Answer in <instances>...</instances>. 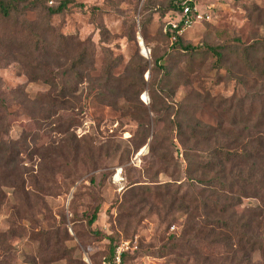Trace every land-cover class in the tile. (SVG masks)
<instances>
[{"label":"trees","instance_id":"trees-1","mask_svg":"<svg viewBox=\"0 0 264 264\" xmlns=\"http://www.w3.org/2000/svg\"><path fill=\"white\" fill-rule=\"evenodd\" d=\"M39 1L0 0V18L7 21L18 18L27 10L37 9ZM69 1L63 0L56 9H48V15L61 11ZM174 7L179 12L178 4L174 3ZM172 31L170 27V36ZM99 32L103 36L108 33L104 28ZM141 33L145 38L146 29H141ZM126 35L135 40V29H129ZM6 42L18 52L27 53L21 62L28 80L41 81L50 89L32 97L23 88L13 91L24 100H32L33 110L37 109L36 113H30L33 128H22L16 138L9 136L7 97L0 96V215L9 202L4 188L18 192L11 204L14 217L11 227L0 232V264H20L11 261L10 255L16 249L8 242V234L12 237L24 231L22 220L35 221L33 212H40L41 194L51 189L45 175L28 167L40 156L49 164L53 154V148H44L37 141L40 131L53 123L49 118L54 113H38V108L73 110L80 107L84 89L87 99L93 97L111 107L120 105V94H128L121 106L137 122L129 141L135 151L147 144L148 152L160 164L156 174L163 172L169 177L168 181L156 184L132 182L126 189V198L119 201V205L125 204L134 211L149 205L147 216L155 214L166 223L164 233L159 236L160 244L136 250L137 255L166 259L170 264H264V36L248 44L237 37L233 43L205 45L204 51L215 56L217 66H225L236 87L244 89L243 94L234 92L229 97L211 96L207 92L204 100L216 112L213 123L196 116L188 100L159 102L154 87L148 89L150 103L141 102L139 95L146 85L143 70L138 84L121 81L114 72L117 62H109L102 75L94 76L95 50L90 38L81 40L76 34L29 26L20 35L9 34ZM173 44L188 55L199 48L184 44L181 36ZM166 55L167 52L153 56L154 65L164 69L165 77L171 69L159 62ZM63 57L66 58L63 68L48 71L47 60ZM189 64L192 65L191 61ZM131 100L139 105L130 103ZM55 121L64 132L69 126H76L72 120L65 123L60 117ZM160 122L168 126L162 130ZM69 149L78 158L79 143L72 142ZM102 152L101 147L90 146L82 154L96 165ZM245 200L256 202L243 205ZM99 212L100 203L85 215L87 226H92ZM127 213L123 219L139 212ZM172 225H179V230L169 232ZM107 238L108 250L101 264L113 257L119 245L112 236ZM31 241L37 242V248L28 264H53L60 260L85 264L81 259L77 262L72 259V249L52 232L37 231ZM129 252L124 253L123 264Z\"/></svg>","mask_w":264,"mask_h":264},{"label":"rangeland","instance_id":"rangeland-1","mask_svg":"<svg viewBox=\"0 0 264 264\" xmlns=\"http://www.w3.org/2000/svg\"><path fill=\"white\" fill-rule=\"evenodd\" d=\"M62 1L40 0L37 9L27 10L18 18L8 21L0 18V96L6 95L10 105L11 138H16L22 128H33L30 113L37 112V109L33 110L32 100H24L13 91L23 88L32 97L50 89L41 81L28 80L21 62L27 53L18 52L6 42L13 32L20 35L30 26L35 30L45 28L76 34L81 40L90 38L95 50L94 76L102 75V69L109 62H117L114 72L121 81L138 84L143 70L146 85L139 95L141 102L150 103L148 89L154 87L159 102L188 100L196 116L212 123L216 112L204 100L207 92L211 96L229 97L234 92L243 94L244 89L236 87L225 66H217L215 56L204 51L205 45L233 43L237 37L248 44L264 36V0H195L202 18L181 35L184 44L200 48L193 55L181 53L169 35L170 23L179 19V12L174 7L178 0H70L61 11L49 16L47 10L56 9ZM102 28L107 29L106 36L100 34ZM129 29H135V40L127 37ZM141 29H146L145 38ZM164 52L168 55L159 64L171 69L167 77L164 69L154 65L153 61V56ZM65 61L64 57L47 60L46 68L48 71L60 70ZM86 93V89L81 92L80 107L73 110L38 108V113H54L49 118L53 123L40 131L37 141L44 148H53V154L49 164L40 156L28 163V167L45 175L51 189L41 194V214L36 210L33 212L35 221L22 220L25 230L12 237L8 234V242L16 249L10 255L11 261L28 264L37 248V242L31 241L32 235L44 230L52 232L63 245L71 248V258L76 262L81 259L85 264H101L110 235L116 244L127 240L131 247L136 246L128 250L126 264H170L166 259L139 256L136 252L151 244L158 246L166 223L155 214L147 216L149 205L141 210L137 207V216L123 219L127 211V214H134L136 210L125 204L119 205V201L126 198V189L132 182L156 184L168 181L169 177L163 172L156 174L160 164L148 148L142 150L147 144L135 151L133 142L129 141L137 122L121 106L128 94H120V105L111 107L96 102L93 97L87 99ZM130 103L139 105L135 100ZM57 117L65 123L72 120L76 126H69L64 132L55 121ZM158 126L163 130L168 124L160 122ZM150 128L153 129L152 120ZM72 142L81 147L78 158L73 157L69 149ZM90 146L103 149L102 158L96 165L82 154ZM4 189L9 202L0 215V232L11 227L14 220L11 204L18 194L13 188ZM255 202L245 200L243 205ZM98 203V218L89 227L85 215ZM177 230L179 225L169 227V232ZM53 264L67 262L60 260Z\"/></svg>","mask_w":264,"mask_h":264},{"label":"built area","instance_id":"built-area-1","mask_svg":"<svg viewBox=\"0 0 264 264\" xmlns=\"http://www.w3.org/2000/svg\"><path fill=\"white\" fill-rule=\"evenodd\" d=\"M179 19L177 22H171L170 27L171 39L176 40L184 31L190 28L197 20L202 18V13L199 12L195 0H178ZM130 241L122 240L115 249L113 257L103 262V264H123L124 253L129 249H134L136 246H130Z\"/></svg>","mask_w":264,"mask_h":264},{"label":"water","instance_id":"water-1","mask_svg":"<svg viewBox=\"0 0 264 264\" xmlns=\"http://www.w3.org/2000/svg\"><path fill=\"white\" fill-rule=\"evenodd\" d=\"M146 148H147V145H146L145 147H143V149H142V150L144 151Z\"/></svg>","mask_w":264,"mask_h":264}]
</instances>
